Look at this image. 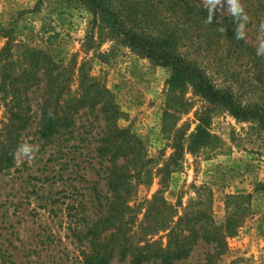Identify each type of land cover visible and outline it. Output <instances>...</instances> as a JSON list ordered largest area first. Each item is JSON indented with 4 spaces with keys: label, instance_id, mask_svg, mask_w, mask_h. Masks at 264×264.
<instances>
[{
    "label": "rangeland",
    "instance_id": "rangeland-1",
    "mask_svg": "<svg viewBox=\"0 0 264 264\" xmlns=\"http://www.w3.org/2000/svg\"><path fill=\"white\" fill-rule=\"evenodd\" d=\"M188 1L218 16L230 15L229 0ZM112 2L118 18L106 21L81 0H0V50L7 41L15 54L26 47L44 50L73 68L72 94L79 91V75L112 91L124 114L119 125L142 140L147 152L140 164L153 168L151 181L138 184L131 201L138 222L142 203L160 188L155 168L168 161L173 144L181 145V167L170 176L166 200L179 205L181 215L201 195L202 206L222 225L231 212L230 197H243L248 213L236 234L226 238L225 253L215 263L264 264V129L210 104L190 86L182 94H169L170 70L130 47L119 28L136 18L145 32L169 37L171 52L194 62L220 89L231 90L242 106L263 110L264 55L254 59L206 28L183 24L157 0ZM240 3L248 16L243 40L256 53L264 39L259 30L264 0ZM41 94V89L29 94L32 119L21 137V144L36 145L38 151L31 160L17 152L14 165L0 171V264H85L86 231L104 213L110 196L108 164L97 154L104 123L97 109H84L71 129L43 140ZM201 117L218 140L192 153L189 139ZM213 252L199 242L187 259L174 264H206ZM110 264L132 263L116 258Z\"/></svg>",
    "mask_w": 264,
    "mask_h": 264
},
{
    "label": "trees",
    "instance_id": "trees-1",
    "mask_svg": "<svg viewBox=\"0 0 264 264\" xmlns=\"http://www.w3.org/2000/svg\"><path fill=\"white\" fill-rule=\"evenodd\" d=\"M81 1L106 21L118 18L112 0ZM157 1L183 24L206 28L231 46H238L241 52L249 51L254 59H262L243 39H235L236 25L231 15L218 16L188 0ZM209 18L211 23L207 22ZM123 22L125 28L121 25L119 30L126 43L142 50L147 57L170 70L169 94H182L183 89L190 86L195 95L210 104L227 110L239 120H254L264 129L263 109L242 106L231 90L220 89L194 62L171 52L169 37L145 32L141 28V21L136 18ZM19 57L21 59L16 61ZM74 78L73 68L55 61L44 50L26 47L15 54L13 45L7 41L0 50V109L5 112V120L0 122V171L14 165L22 134L31 123L29 94L34 89L42 90L38 108L39 133L43 140L71 129L75 116L81 110L97 109L104 123L97 154L100 160L108 164L106 186L110 196L104 213L86 231L88 249L84 256L85 264H110L116 258L129 259L132 264H174L187 259L199 242L207 243L214 250L207 255L206 264H216L215 260L225 253L226 238L236 234L248 213L247 208L241 205L243 197H230L233 200L231 212L222 225L215 223L209 207L202 206L201 195L189 210L180 215L179 205H172L164 196L171 174L181 167V145L173 144L174 152L168 161L162 167L155 168L154 174L159 178L160 188L150 200L142 203L143 218L138 222V212L131 201L137 185L151 181L149 175L153 170L152 167L148 170L143 162L140 164L146 156L145 145L128 128L119 125L124 114L106 85L79 75V91L72 94ZM198 121L188 144V150L192 153L214 146L218 140L210 133L208 120L201 117Z\"/></svg>",
    "mask_w": 264,
    "mask_h": 264
},
{
    "label": "clouds",
    "instance_id": "clouds-1",
    "mask_svg": "<svg viewBox=\"0 0 264 264\" xmlns=\"http://www.w3.org/2000/svg\"><path fill=\"white\" fill-rule=\"evenodd\" d=\"M229 13L232 17V21L235 23V39L242 40L246 38L245 25L248 21V16L244 11L243 5L240 3V0H229ZM208 23H211L212 20L209 18ZM259 30L261 33H264V22L259 25ZM256 55H264V39H261L256 47ZM38 151V146L31 145L28 143L21 144L17 152L21 156L26 157L28 160L34 158L35 152Z\"/></svg>",
    "mask_w": 264,
    "mask_h": 264
}]
</instances>
